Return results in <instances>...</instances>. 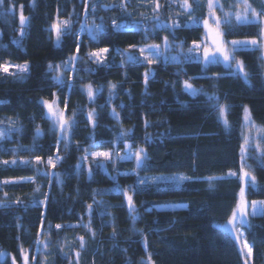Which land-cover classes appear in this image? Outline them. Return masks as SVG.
I'll list each match as a JSON object with an SVG mask.
<instances>
[{"label": "trees", "instance_id": "16d2710c", "mask_svg": "<svg viewBox=\"0 0 264 264\" xmlns=\"http://www.w3.org/2000/svg\"><path fill=\"white\" fill-rule=\"evenodd\" d=\"M124 2L5 0L0 6V65L28 67L15 76L0 74V132L6 133L0 138V254L6 256L0 255V264H13V258L24 264L25 255L28 264H77V252L79 264H149V254L153 264H245L244 240L252 246L248 264H264V215H249L248 224L238 227L244 233L240 242L221 227L239 201L245 108L264 129L263 48L235 53L248 74L246 81L235 63L205 66L177 48L189 50L202 40L199 22L209 14L208 0H188L189 12L181 6L183 0H126L122 10ZM249 2L261 8L260 0ZM216 5L221 17L223 10H244L240 0H218ZM21 6L27 27L17 42ZM75 17L103 30L94 40L80 26L61 34L58 42L52 25ZM192 20L196 24L187 26ZM114 22L125 27L116 29ZM223 28L229 33L226 41L259 40V26H237L233 18L231 31ZM165 37L184 55L178 62L125 64L130 48L158 45ZM103 48L109 51L100 66L89 54ZM74 56L76 68L64 70L61 65ZM145 73H150L147 84ZM185 81L199 94L186 92ZM43 101H56L71 123L67 146ZM217 103L227 106L230 132L218 120ZM89 112H94L93 121ZM126 142L131 149H144L142 166L118 158L82 162L91 151L128 154ZM57 157L60 162L49 167L46 161ZM101 163L105 170L94 166ZM180 175L189 177L181 186L167 183ZM256 177L257 187L245 189L249 205L264 201V168L256 169ZM125 190L132 196L134 214ZM45 197L46 204L40 203Z\"/></svg>", "mask_w": 264, "mask_h": 264}, {"label": "snow or ice", "instance_id": "6c2138e0", "mask_svg": "<svg viewBox=\"0 0 264 264\" xmlns=\"http://www.w3.org/2000/svg\"><path fill=\"white\" fill-rule=\"evenodd\" d=\"M5 0H0V6H2L4 4ZM218 3V0H208L207 3V7L209 9V16L213 18V22L215 24V28L211 27L209 25V21L208 19H205L203 21L204 26L206 31L210 34L211 39H212V43L214 45L213 50H209L208 47H205L203 50V62L205 64V66H207L208 64L211 63H219L220 59L219 57H222L223 62L230 66L232 63H235L237 68L240 70V72L244 73V77L245 80L247 81L248 79V74L244 71V64L242 61L237 60L235 58V53L237 52V50L245 48L247 46H252V48L254 49H262L264 48V0H260L261 3V8L259 10H257L256 8H254L252 6V3L249 2V0H240V5L244 10L243 12H236L235 14L231 13V12H226L224 13V17L223 19L216 17L215 15V7L216 4ZM185 11H190L191 10V5L189 4L188 0H183V4L181 5ZM105 7H107V5H105ZM121 9L124 10V8L126 7V0L124 3H122L120 5ZM223 6L221 5V8ZM159 8V5L157 4V9ZM93 11H95V6L92 9ZM87 11V9H86ZM233 18L235 20V23L237 26L240 25H256L260 27V32L258 34L259 40L258 39H250V40H232V41H225L224 40V36L229 34V33H224L222 31H220V26L223 24L225 26H227L230 31L232 29V22H233ZM20 25H21V35H23V28L26 25V21L27 18L23 15L22 12V6H21V13H20ZM155 19H159V17H155ZM60 25H63L64 28H67L70 26V21H62V22H58L57 24H53L52 27L55 29L56 34H57V41L59 42L60 36H61V27ZM113 27L115 28H123L125 27V25L122 24H116L114 22ZM157 27H166V25H159L157 24ZM174 27H180V24L177 22H174ZM103 30V26L102 25H96L94 28L89 29V36L92 39H96L99 32H101ZM170 45L168 43L167 37L164 38V48L165 50H167V48H169ZM200 47V45H196L194 43L193 48L189 49V53L193 52L194 50L198 49ZM160 45H151L149 48L145 49V48H140L139 51L141 52L142 55H144L145 52L150 53V55H144V60L147 61L148 63H153L154 62V57L160 56L161 52H160ZM77 50H79V45H77ZM109 51V49L107 48H103L100 49L98 53H90V57H94L95 61H98L99 63H103V59H101L102 54L107 53ZM72 61H75L77 59V57H71L70 58ZM129 62H139L137 60V58L135 56H131L129 55L127 57ZM165 61H167L168 59H173L175 60V57H164ZM11 67H14L18 73H25L28 71V67L27 65H12ZM49 67L51 68L52 66L49 65ZM58 67V66H57ZM0 71L7 73L9 75H16V73H10L9 72V66L8 65H0ZM150 73H145V84H147V80L149 77ZM54 79L56 81L59 82V77H54ZM115 85H110V89H114ZM184 90L186 92H188L190 95L192 96H196L199 94V92L201 90L196 89L192 86V84L189 81H185L184 82ZM87 94L89 99L91 100L93 98V90L91 88V86L88 87L87 89ZM216 99L215 97H210L209 101H212ZM44 106L48 109V113L47 116L49 119L52 120L54 128H58L59 132H60V136L61 138L65 139V146H67V134L71 128V124L69 123V121L67 119L64 118L63 113L59 112L57 109H55L54 107V103L50 104L47 101H43ZM214 107L217 108L218 111V120L222 123L225 132H230L231 131V125L227 119L226 113H227V106L226 105H219L218 103L216 105H214ZM245 112V122L248 124H251V116L249 113V110L247 108L244 109ZM113 114L117 115L115 113V110H113ZM93 117H94V112H89L88 114V119L89 121H93ZM93 126H95V124L93 123ZM145 126L147 127V123L145 124ZM254 127V125H253ZM257 132H264V129H256ZM6 135V133L4 132H0V138H3ZM37 136L42 135V133L40 132L39 128L37 129ZM122 135H127V133H123ZM244 143L241 145V167H240V173L238 178L240 179L242 186L240 188V192H239V201L238 204L236 206V208L234 209L230 219L227 221V225L226 226H221L224 227V229L228 232H231L233 234L236 235V239L237 242H240V240L243 238L244 233L238 231V227L242 226V225H246L248 224V220L247 217L249 215L251 216H257V215H264V201H261L259 203L253 201L250 205L248 204V202L245 199V189L246 186L250 187L252 189H255L257 187V180H256V176L253 175L252 171H251V166H246V164L244 163V161H246L248 158H251L250 156L247 155V146L250 143V137L249 136H244ZM58 143H59V139H58ZM130 147V146H128ZM132 155L135 156L136 159V163L137 166L140 167L143 165L144 161L147 159V155L144 152V149H140L137 152L133 153ZM93 158L96 157H103L105 160H108L111 158V154L110 153H106V152H101V153H93L92 154ZM120 159H124V157H119ZM128 158H131V156H129ZM60 157H57V159L54 161L52 158H49L47 160V165L49 167H55L56 163H59L60 161ZM84 159H87V155L84 157ZM259 161V166L261 168H264V152H261L260 156H258L256 158ZM41 158L39 156H36L35 158V163L36 164H40ZM4 164H8V161H4ZM11 163L13 165H15L17 163V161L13 160L11 161ZM21 163L27 165L30 163V161H21ZM79 168V165L77 166ZM44 175H47V173H44ZM57 175V181H59V175ZM229 176H237L236 172H229L228 173ZM89 176H91V172H89ZM170 179L172 182L174 183H181L184 180L189 179V177L186 176H177V177H172V178H168ZM216 179H223V177L221 178H215V177H210L209 180H216ZM28 183H35V180H28L26 181ZM155 182V181H153ZM3 183L7 184L9 183V181H3ZM141 184L144 183V181H140ZM35 191H39V187H37L35 189ZM124 195L126 197L127 203H128V208L130 213H135V207L133 204V199L131 195H128V191L125 190L124 191ZM48 197H45L44 201H40V203L42 204H46V202L48 201ZM19 202V201H17ZM177 207H181V206H177ZM251 208V212L249 213L248 209ZM91 209H92V205H88V210H89V214H91ZM135 215H133V220H135ZM42 226H43V221H42ZM250 226V225H249ZM72 227V226H69ZM84 227H88L89 230L90 229V225H85ZM56 228L59 229L61 228V225H56ZM93 235H95V233H93ZM38 243H40V241H37ZM80 242H81V248L84 247V241L83 238H80ZM147 245L145 244V247ZM244 250H246V253L244 252ZM242 254H245L247 259L245 261V264H248V260L251 259L252 257V246L249 245L247 243L246 240H244L243 245H242V249H241ZM2 255V254H0ZM79 256L80 253L77 252L76 253V257H77V264H79ZM13 264H15V258H13ZM24 264H28V257L25 255L24 256ZM149 264H153L152 260H151V254H149Z\"/></svg>", "mask_w": 264, "mask_h": 264}, {"label": "rangeland", "instance_id": "374dc122", "mask_svg": "<svg viewBox=\"0 0 264 264\" xmlns=\"http://www.w3.org/2000/svg\"><path fill=\"white\" fill-rule=\"evenodd\" d=\"M251 3V2H250ZM252 6L255 8V6L252 4ZM217 9H219L218 8V6L216 5V7H215V9H214V11H215V15H216V17H219V18H221V19H223V17H224V13H226V11H224L223 10V16L221 17L220 16V13L219 12H217ZM189 12V11H188ZM78 17H75V18H73V19H71V20H58L55 24H57L58 22H62V21H70V26L69 27H67V28H64L63 27V25H60V27H61V33L63 34V33H65V32H70V31H72V30H77V29H79L80 28V26L82 27V28H85L87 31H89V29H91V28H94L96 25H91L92 23L91 22H89V21H87L86 19H82V20H80V22H79V20L77 19ZM205 19H208V21H209V25L211 26V27H213V28H215V24H214V22H213V18L212 17H210L209 16V14H208V16H207V18H205ZM205 19H202L200 22H199V26H202V28H203V31H204V36H203V38H202V40L201 41H199V42H196L195 44L196 45H200V47L198 48V49H196V50H194L193 52H191V53H189V50H187V49H185L182 45H180L179 47H177L178 48V50H179V52H182V53H184V54H187V55H189V56H192V57H194L195 58V60L196 61H202L203 62V50H204V48L205 47H208L209 48V50L211 51V50H213V48H214V45H213V43H212V39H211V36H210V34L206 31V29H205V26H204V23H203V21L205 20ZM178 23V22H177ZM196 24V22H194L193 20L192 21H190V22H188L186 25L187 26H193V25H195ZM159 25H161V24H159ZM163 25V24H162ZM167 26H169L168 24H166ZM26 27H27V21H26V25L24 26V28H23V35H21V29L19 30V36H18V41L17 42H20L21 41V39L23 38V36L25 35V30H26ZM224 25L222 24L221 26H220V31H222V32H224L225 33V30H224ZM124 28V27H123ZM116 29H118V28H116ZM119 29H122V28H119ZM53 30L55 31V29L53 28ZM84 30V29H83ZM82 30V31H83ZM55 34H56V31H55ZM57 35V34H56ZM224 40H225V37H224ZM246 40H249V39H246ZM226 41V40H225ZM151 45H153V44H144V45H141V46H137V47H132V48H130L129 49V51H127L126 52V54H125V64H130V63H133V62H129L128 61V59H127V57L129 56V55H131V56H135L136 58H137V60L139 61V62H136V63H141V64H146V65H153V64H155V63H158V62H178L179 60H180V58L182 57V56H184V55H182V54H180V53H178V52H176L175 51V49L176 48H173V46L172 45H170V47L169 48H167V50H165V48H164V42L162 41V43H160V44H158V45H160L161 46V48H160V52H161V55L160 56H157V57H154V62L153 63H148L147 61H145L144 60V55H150V53H148V52H145L144 53V55H142L141 54V52L139 51V49L140 48H145V49H147V48H149ZM193 46H194V44H193ZM193 46H192V48H193ZM247 47H251L252 48V46H247ZM246 48V47H245ZM99 52V50L98 51H95V52H93V53H98ZM108 53V52H107ZM107 53H104V54H102V56H101V59H103V63L101 64V63H99L98 61H95V58L94 57H90V60L93 62V63H95V64H97V65H105L106 64V58H107ZM263 55H264V48H263ZM164 57H169V58H171V57H175L176 59L175 60H173V59H168L167 61H165V59H164ZM219 59H220V62L219 63H221V64H224L225 66H228V65H226L224 62H223V59H222V57H219ZM204 63V62H203ZM78 63H76V62H73L72 60H69L68 62H66L64 65H61V66H63V69L64 70H74L75 68H76V65H77ZM233 65H234V63H232ZM231 64V65H232ZM4 65H8L9 66V72L10 73H14V72H17V70L14 68V67H11L12 65L11 64H4ZM234 68L237 70L238 68H237V66H236V64L234 65ZM238 71V70H237ZM1 73H4V72H2V71H0V74ZM4 74H6V73H4ZM62 81V82H61ZM61 83L63 84V80H62V77H61ZM48 103H50V104H53L54 103V107H55V109H57L59 112H61V113H63V116H64V118L65 119H67L66 118V116H65V114H64V112L60 109V106L58 105V103L56 102V101H53V102H48ZM248 109V108H247ZM249 110V109H248ZM47 111H48V109H47ZM249 113H250V111H249ZM250 116H251V113H250ZM245 117V116H244ZM70 123V122H69ZM71 124V123H70ZM253 125H254V127H253ZM256 129H262V128H260L259 126H257L256 124H255V122H254V120H253V118H252V116H251V124H248V123H246L245 122V119H244V130H243V137L244 136H249L250 137V143H249V145L247 146V149H248V151H247V155L248 156H250L251 158H248L246 161H244V163L246 164V166H251V171H252V173H253V175H255L256 176V169L258 168V167H260L259 166V161L256 159L258 156H260V154H261V152H264V149H263V140H264V132H257L256 131ZM57 130H58V132H59V129L57 128ZM60 133V132H59ZM69 133H70V130H69V132H68V134H67V137L69 136ZM127 136V135H126ZM127 144V147L128 146H130V147H128L127 149H128V154H126L127 152H122V150H117L116 152L115 151H91V152H88L86 155H87V159H84L83 158V160H82V162H85V163H88V161H94V162H103V163H106V162H108V161H110L112 158H118L119 160H122V161H130V160H136L135 159V156L134 155H132L133 153H135V152H137L138 150H140L141 148H139V149H137V150H134V149H131V143L130 142H126ZM243 143H244V139H243ZM101 152H106V153H110L111 154V158L110 159H108V160H105L103 157H96V158H93V156H92V154L93 153H101ZM85 155V156H86ZM84 156V157H85ZM129 156H131V158H128ZM119 157H124V159H120ZM54 161L57 159V158H52ZM61 160V159H60ZM60 162V161H59ZM46 163H47V161H46ZM103 163H101V164H95L94 166L95 167H98V168H101L102 170H105L106 169V166L103 164ZM256 180H257V177H256ZM159 182H161V181H159ZM167 183H170L171 184V186H174V187H179V186H181L182 185V183L183 182H181V183H174V182H172L170 179H168V181H167ZM257 184H258V180H257ZM246 199V198H245ZM227 225V222L223 225V226H226ZM223 229H224V227H222ZM225 230V229H224ZM226 231V230H225ZM228 232V231H227ZM230 234H232L235 238H236V235L235 234H233V233H231V232H229ZM4 254H5V252H4ZM2 257L3 258H5L6 256L4 255H2Z\"/></svg>", "mask_w": 264, "mask_h": 264}]
</instances>
